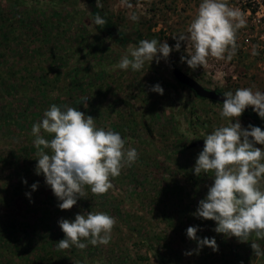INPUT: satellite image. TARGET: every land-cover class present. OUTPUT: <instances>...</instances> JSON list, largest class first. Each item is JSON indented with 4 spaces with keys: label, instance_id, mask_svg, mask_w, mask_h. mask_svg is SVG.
<instances>
[{
    "label": "rangeland",
    "instance_id": "374dc122",
    "mask_svg": "<svg viewBox=\"0 0 264 264\" xmlns=\"http://www.w3.org/2000/svg\"><path fill=\"white\" fill-rule=\"evenodd\" d=\"M200 2L129 0L132 7L128 8L122 0H100L99 5L96 0V5L113 19L121 32L134 38L139 33L143 39L156 33L161 42L166 40L175 48L174 37L187 33ZM224 2L240 10L246 21L237 30L236 53L231 60L226 58L227 53L225 59L209 56L205 65L189 68L181 57L190 55L193 49L181 42L179 51H172L159 63L145 62L140 71H109L106 69L120 60L129 45H136L117 44L99 34L85 1L0 0V199L10 198L8 203L0 200V226H9L10 218L13 219L30 249L26 254L28 260L13 258V264H30V259H36L43 250L40 236L48 235L49 223L56 222L52 230L59 233L60 220H74L76 214L90 211L115 217L110 243L95 246L84 259L78 255L69 264H264V256H256L251 247V243H258L264 248V239L253 234L242 242L218 234L214 231V221L193 215L214 182V172L195 175L193 168L202 148L185 147L204 141L206 134L229 121L220 116L221 104L200 99L190 89L182 88L172 73V65L209 90L224 93L253 87L264 91V0ZM14 6L19 15L8 22ZM132 13L139 16L138 21L131 20ZM45 18L53 23L46 29L48 36L42 32ZM71 20L76 27L68 31L66 23ZM79 32L86 37L78 38ZM82 42L96 50L93 55L82 48ZM76 68L85 69L79 72ZM32 70L42 76L45 73L54 76L52 84L45 86L41 79L38 86L30 89L27 96L32 103L40 101L45 111L51 104L62 109L77 108L97 119V127L119 132L127 141L126 147L139 153L135 163L125 165L121 174L112 178L113 188L108 192L93 194L85 186V196L72 209L52 213L46 221H42L46 218L44 211H54L56 206L50 207L43 193L31 205L25 204L24 195H13L17 186L28 187L32 195V184L38 183V191L46 189V183L43 175L36 174L38 150L32 149L30 138L17 127L8 130L5 123L10 102L3 90V79L28 75ZM59 72L65 73L66 99L60 98L56 90ZM95 75H100L104 82L92 90L82 85ZM78 83L82 86L76 88ZM156 84L162 86L163 95L151 91ZM46 91L51 101L44 103ZM17 102L18 107L29 105L23 98ZM239 121L244 128L253 125L264 131V121L257 122L243 114ZM25 180L27 184L23 183ZM261 185L264 186V180ZM192 226L198 227V238H215L218 250L205 246L196 254V241L186 235ZM9 245L0 239V264H8L12 259ZM189 251L193 255L185 254Z\"/></svg>",
    "mask_w": 264,
    "mask_h": 264
},
{
    "label": "clouds",
    "instance_id": "9594fccd",
    "mask_svg": "<svg viewBox=\"0 0 264 264\" xmlns=\"http://www.w3.org/2000/svg\"><path fill=\"white\" fill-rule=\"evenodd\" d=\"M131 8L129 0H122ZM100 0H97L99 5ZM132 21L139 16L132 13ZM96 25L105 23L102 16L94 18ZM246 24L243 13L229 7L224 0H201L197 13L190 22L187 33L174 37L175 48L155 38L144 39L138 45H129L120 60L106 69L109 71H140L145 62L157 63L166 60L172 51H179L181 42L193 49L190 55L182 56L189 68L207 63L208 57L231 60L236 53L237 30ZM152 92L163 95L161 85L156 84ZM220 111L227 125L216 127L204 137V147L199 153L193 172H214V182L207 195L198 203L193 214L203 220L214 221V231L246 242L251 235L264 239V131L260 127H242L239 118L251 107L264 120V91L253 87H242L223 93ZM96 120L74 107L62 109L51 105L41 121L32 125L34 145L38 149L36 174L43 175L45 183L59 201L61 210H70L85 196V186L93 194H104L113 188L112 178L118 177L125 165L130 166L139 158L135 148H127L126 140L119 132L97 127ZM42 130L54 134L46 139ZM50 150L51 154L48 151ZM27 184V181H23ZM38 183L31 185L34 192ZM30 199L31 194L26 193ZM116 219L106 212L90 211L75 215L74 220L62 219L58 225L64 239L56 242L58 250L72 246L84 250L88 245H108ZM198 227H189L186 235L196 241L199 250L207 246L218 250L215 238L197 237ZM256 256H264V248L251 243ZM193 255L192 251L185 253Z\"/></svg>",
    "mask_w": 264,
    "mask_h": 264
},
{
    "label": "trees",
    "instance_id": "16d2710c",
    "mask_svg": "<svg viewBox=\"0 0 264 264\" xmlns=\"http://www.w3.org/2000/svg\"><path fill=\"white\" fill-rule=\"evenodd\" d=\"M84 1H86V0H84ZM90 1H91V3L89 5V8H90V14H91L92 19H93L94 29L99 34H102L101 32L103 31L104 28H110L113 26L118 28V26L115 24L113 19H111L110 17L105 15L102 12L101 8L96 5V0H90ZM12 11H13V13L8 14V19H7L8 22L13 20V18H15V16L19 15L16 6L12 7ZM96 16H102L103 19L105 20V23L101 24V25H96L94 23V18ZM50 25L52 26L53 23H51V21L48 18H45L44 22L42 23V32H46L45 36H48L47 33H49V31L48 30L46 31V29H50L49 28ZM75 27H76V25H75L74 20L73 21L71 20L68 23H66V29L68 28L69 29L68 31H73L75 29ZM67 33H69V32L66 31V34ZM120 34H121V37L123 38V41L122 42L114 41L117 44L126 45L129 43H134L135 45H138L141 40H144L143 35L139 34V33H137L135 36V38H137V39L134 38V35H131L128 33H123L120 31ZM85 37L86 36H84V34H82V32L78 33V38H85ZM9 38H10V36L8 37V41L10 40ZM153 38L161 41L160 35L156 34V33L148 34L146 39L151 40ZM81 46H82V48L86 49V52H88L91 55H93V52L96 51L83 42L81 43ZM84 69L85 68H76L75 71L81 72ZM32 71H31V74L21 75V76L14 78V79H9V80H7L5 78L3 79V81H4L3 90L9 96L7 98H8V102H10L9 106L11 108V109L8 108V111L6 112L5 123H6V126H8V130L12 131L11 128L17 127L18 131L20 133H25L30 138L31 144H33L32 149L37 152L38 149L36 148V146L33 143L34 137L32 135L31 129H32L33 124L42 120L43 114L45 112V107H43L44 104L42 102L41 103L43 106L40 105V101H38V104H36L34 102L32 103V99H30V97L27 95H29L30 89L32 87L34 88V87L38 86L41 79L44 80L43 84H45V86L47 85V83H48V85L52 84V80H53L54 76H52L53 75L52 73H45V75L42 76V75H40L34 71L32 72ZM71 74H74V72H72ZM95 76L96 77H93V76L89 77L88 82H86L85 84L83 83L82 85L83 86L86 85L87 89L92 90L94 88V86H96L97 84H99L101 82L102 83L104 82L103 78H101L100 75H95ZM56 78L58 79V85H57V89H56L57 93H59L60 98L63 97L66 99V81H65L66 79H64L65 73L59 72L58 76ZM82 85H80L78 83L76 85V88L77 87L79 88ZM100 86L102 88L104 87L103 84ZM180 86L182 88H187V87H184L182 85H180ZM45 97H46V99L44 98L45 99L43 101L44 103L51 101L50 99H48V91H46ZM19 98H23V101L24 100L27 101L29 105H24V107H22V106L18 107L19 103L17 101ZM34 101H37V99ZM71 101H75V100L72 99ZM212 102L217 104V102H214V101H212ZM11 104L12 105L14 104L15 106L12 107ZM51 105H53V104H51ZM243 115H245L247 117H251L253 120H255L257 122L263 121L258 117V115L252 116L249 113H245V112H243ZM144 128L147 132H149L148 127H146V125H144ZM15 131H17V130H15ZM41 134L46 139H49V140H51L53 138V135H54V134H48V133L44 132L43 130H42ZM188 148H190V147H185V149H188ZM47 151L49 152V154H51L50 150H47ZM27 153H29V151H27ZM45 188L46 189H44V190L39 189L38 191L37 190L34 191L33 194L30 196V199L28 198V196H26V193H29L28 187H23L21 189L20 186H17V188L15 189V191L13 193V195H17V196L18 195H24L22 197H25V204L26 205H29V204L31 205L32 200L35 199L39 194L43 193L44 196L48 199V204H51L50 207L56 206V209L54 210L55 212L51 211L50 209H46L44 211L46 218H42V221H46L45 219H51L52 213L55 215V214H58L59 212H62V210L58 207L59 201L54 196L51 188L47 187V185ZM9 199L10 198H5V199H0V200H1V202L8 203ZM48 226H49L48 231H50V232L48 233V235H41L40 240H39L40 242L42 241V245L40 244V246H43L42 247L43 250H40L37 253L36 259H33V260L30 259L28 261V262H30V264H41V262H45L46 264H67L69 261L73 262V261L77 260L76 258H78L77 257L78 255L81 259H84L85 254L88 251L91 252L94 250L95 246H92L90 244L84 250H80V249L76 248L75 246H72L69 249L58 250L57 245L55 243L64 239V233L62 231H59V233H57V231L52 230V228H54L56 226V222H51L48 224ZM2 229H3V233L1 231ZM20 230L21 229H19V227L17 226L15 221L11 218H10L9 226H6V225H2V227L0 226V239H2V242L10 244L9 245V254L12 257V259L9 260L8 264H13V262H12L13 258L21 259V260H24V259L28 260V257H26L27 256L26 254H28L30 249H29V246L27 245L26 241L23 240V237H20V233L22 232ZM32 253H35V250Z\"/></svg>",
    "mask_w": 264,
    "mask_h": 264
},
{
    "label": "water",
    "instance_id": "95a60500",
    "mask_svg": "<svg viewBox=\"0 0 264 264\" xmlns=\"http://www.w3.org/2000/svg\"><path fill=\"white\" fill-rule=\"evenodd\" d=\"M104 32L110 35L114 40H120V41L122 40L119 30L115 26L106 28ZM172 73L180 85L192 90L196 94V96L199 97L200 99L214 101L219 104H223L224 97L222 92L218 90H209L205 88L194 78L190 77L189 75L181 71L175 64L172 65ZM249 111H250V107L246 108L244 112L248 113ZM251 115L256 116V113L253 110H251ZM203 147H204L203 141H197L190 146V148H203Z\"/></svg>",
    "mask_w": 264,
    "mask_h": 264
},
{
    "label": "flooded vegetation",
    "instance_id": "af4514ba",
    "mask_svg": "<svg viewBox=\"0 0 264 264\" xmlns=\"http://www.w3.org/2000/svg\"><path fill=\"white\" fill-rule=\"evenodd\" d=\"M84 1V0H83ZM88 5H90V3H91V1L90 0H86L85 1ZM106 28H104L103 29V31L101 32L102 33V35H104V36H108L109 38H111L113 41H119V42H122L123 41V38H122V40L120 41V40H114L110 35H108L107 33H105L104 32V30H105ZM119 30V32H120V29H118ZM219 91V90H218ZM220 92H222V91H220ZM223 93V92H222ZM251 110H252V108L250 107V111L248 112L250 115H251ZM257 115V114H256ZM264 121V120H263Z\"/></svg>",
    "mask_w": 264,
    "mask_h": 264
}]
</instances>
